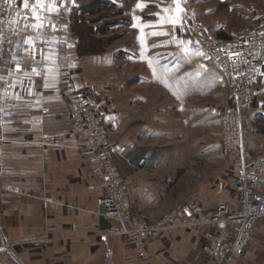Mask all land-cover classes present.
Segmentation results:
<instances>
[{"label": "crops", "instance_id": "1", "mask_svg": "<svg viewBox=\"0 0 264 264\" xmlns=\"http://www.w3.org/2000/svg\"><path fill=\"white\" fill-rule=\"evenodd\" d=\"M79 3L28 0L25 8L24 0H14L0 20V259L8 251L18 264H143L122 239L106 236L109 223L86 165L89 149L70 134L73 100L89 101L98 110L100 87L113 92L111 79H99L110 72L111 59L79 52V38L71 29ZM259 17L251 26L264 36V15ZM168 62L171 70L176 67L168 78H151L159 88L169 80L171 105L153 111L145 94L132 96L129 88L123 92L120 116L114 94L107 98L114 104L107 130L118 134L112 141L113 159L133 181L131 210L148 221L165 215L170 189L182 190L184 184L190 194L199 192L206 214L235 199V171L220 145L219 116L226 105L222 76L206 56L181 55ZM260 64L253 99L242 109L244 144L253 153L264 148V50ZM144 78H138V88ZM181 122L188 134L164 138L155 133L164 132L165 123L174 128ZM197 127L215 133L198 134ZM162 142L191 145V150L152 153L151 146ZM199 142L205 143L201 150L195 145ZM201 242L193 230L165 233L153 241L148 264H211L200 251ZM228 264H264V217L256 222L242 256Z\"/></svg>", "mask_w": 264, "mask_h": 264}, {"label": "built area", "instance_id": "2", "mask_svg": "<svg viewBox=\"0 0 264 264\" xmlns=\"http://www.w3.org/2000/svg\"><path fill=\"white\" fill-rule=\"evenodd\" d=\"M7 4L0 0V20ZM201 49L220 72L227 104L219 116L220 145L225 161L234 168V204H218L206 214L197 200L173 208L158 220H147L131 210L133 181L121 175L111 151L105 121L85 100H73L69 112L70 134L86 143V165L98 206L108 221L106 236L120 238L143 264L150 262L151 245L165 233L189 229L201 237L200 251L211 264H228L242 256L252 240L256 222L264 217V148L258 153L244 144L242 109L251 102V89L261 72L264 36L254 32L235 40L217 39L197 29ZM3 247H0V251Z\"/></svg>", "mask_w": 264, "mask_h": 264}, {"label": "rangeland", "instance_id": "3", "mask_svg": "<svg viewBox=\"0 0 264 264\" xmlns=\"http://www.w3.org/2000/svg\"><path fill=\"white\" fill-rule=\"evenodd\" d=\"M137 4L142 5V7H137ZM262 7L264 8L262 0H80L79 7L74 10L72 16V18L74 17V25L71 29L79 38V52L82 55L95 54L111 59L113 65L109 69L110 72L108 71L106 75L105 73L101 74L99 79L101 82L111 79L109 87L113 89V92L111 91L110 94H114L117 113H121L120 116H122L123 92L129 88L132 90V96L137 95V93L140 94V92H142L141 96L145 94L149 102L148 106L153 111H156L159 106L166 107L172 104L173 101L168 94L170 92L169 80L160 82L163 86L161 89L158 84H154L151 76L168 78L167 76L176 67L174 66L175 68L171 70L167 64L175 56H205L201 49L200 38L195 35L198 28L202 29L206 37H216L228 41L243 39L251 33H261L258 28L254 29L253 25L251 26V20L263 18L259 17L264 15V10H261ZM251 9L253 11H250ZM152 58L156 60V65H153L157 68L156 73L153 72V67L149 65V62L154 61ZM138 60L145 62V65H140ZM176 65L180 71L179 64ZM144 76L147 81L142 85L144 87L141 86L139 88L142 89H139L138 78H144ZM155 91L159 94L155 95ZM98 94L99 99L101 98L98 110L108 128L107 113L110 110L111 114H114V104L109 105V101H107L109 93L106 85L100 87ZM146 119H148L147 116ZM148 120L151 118L149 117ZM123 125L124 121H122L121 126L122 132ZM164 126L165 133L161 132L162 130H155L158 137L168 138L169 136H178L179 132H184V134L189 132L188 126L182 122L174 128L167 123ZM254 126L252 125V127ZM258 127L256 126V128ZM198 129L201 130L200 127H197ZM203 130L207 131L202 129V133ZM212 131L208 130L207 132ZM202 133L201 131L198 132V134ZM212 133L214 134L215 131ZM117 135V132L109 133L111 141H114ZM202 142L195 144L198 150H201L205 145ZM165 144L162 142L159 145L151 146L152 153H157L158 149H165L168 153H178L181 148L183 151L191 150V145ZM115 161L114 164L119 169ZM120 173L128 179L121 171ZM177 189L180 191L181 187L170 189L171 202L170 207L164 212L165 214L187 199H190L189 201L197 200L201 204L199 192L190 194L188 185L185 186L184 184L183 191L181 190L180 193L179 191L176 192ZM185 195L187 198L179 200ZM3 253L1 255L5 256H1L0 264H18L10 259L8 251L7 254H5L6 252Z\"/></svg>", "mask_w": 264, "mask_h": 264}, {"label": "snow or ice", "instance_id": "4", "mask_svg": "<svg viewBox=\"0 0 264 264\" xmlns=\"http://www.w3.org/2000/svg\"><path fill=\"white\" fill-rule=\"evenodd\" d=\"M4 2H5L6 4H10V3H13L14 0H4ZM38 2H42V0H38ZM24 6H25V8L28 7V0H24ZM137 7H142V5L137 4ZM50 10H51V9H50ZM35 11H36L35 6H33V13H34V14H35ZM36 19H39V17L36 16ZM34 26H35V27H39V25H34Z\"/></svg>", "mask_w": 264, "mask_h": 264}]
</instances>
